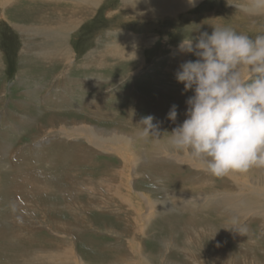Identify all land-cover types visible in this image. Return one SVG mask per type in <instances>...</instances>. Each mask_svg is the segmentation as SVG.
Wrapping results in <instances>:
<instances>
[{
  "label": "rangeland",
  "instance_id": "obj_1",
  "mask_svg": "<svg viewBox=\"0 0 264 264\" xmlns=\"http://www.w3.org/2000/svg\"><path fill=\"white\" fill-rule=\"evenodd\" d=\"M102 1L104 3L99 6L100 8L98 7L99 9L96 12L93 11L92 16H89L90 20L89 21L87 20L85 25H81V27L78 28L75 33H71L69 40L59 41V43L57 44H60V43L68 44L69 46H72V50L74 51L75 54H77V56H78V53L83 56L88 49H91L92 47L94 48L97 43H99L98 44L99 49H103L106 47V37L103 35L98 36L102 33H105V31H108L107 33L111 32L112 34H115L113 30L122 29L125 37L128 34L132 37L134 35L135 37L136 35L138 36V38L141 41L136 39L137 40L136 44L133 45V47H131L130 49L138 50V53H136L134 57L141 54V52L144 53L143 57H140V59L136 61L133 60V62L136 63L135 64L136 67L133 66L131 61H129L126 66H121L124 72H127L126 77L122 78L123 82L125 81V85L123 86L121 85L122 86L121 90H123V92L125 91V93H128V94H125V93H124L125 95L122 94L124 98H121L118 94H116L117 89L116 88L112 89V99L106 103L107 105H111V107L114 110H116V111H113L116 114V117L114 119L115 122L122 123V125H124L126 129H130L129 127H132V129L130 130L132 131L135 130L136 132L140 131V127H136L134 122L135 121L141 122L145 116L153 115L152 114L153 107L151 105L152 103H150L148 98L149 96H154L156 94L154 91L159 92L157 93V95L161 97V100H162L161 103L168 102L169 105L167 107V112H169L173 104L178 106L177 120H176V123H173L175 124V126L182 123L183 120L185 119V117L181 118V116L184 115L186 111L185 101L193 93L191 90H189L188 92H184L183 85L182 84L178 85V83L175 80V72L178 70L177 67L179 66V62H181L180 60H182V58H178V56L180 57V55L176 53V50H178V45L180 44V42L184 38L186 39L189 34L192 36L196 35L195 33L196 31H193V30L198 29V34L202 32H207L211 34L213 30L212 26L222 25V22L214 23L213 19H215V20L223 21L224 25H230V26L235 27L238 32L244 33V31L246 30V33L249 34L250 36H253V34H256L258 32L264 31V28L262 29V27L259 26L260 24L264 25V18L253 20L252 25L254 26L257 25L256 26L257 30L255 29L251 30L250 28H247V24L245 23V21L244 22L241 21L242 18H239L240 15L238 13H235L236 9L234 7H230L228 4L229 2H225L224 0H204L193 9V12L195 11V14L192 13L191 11H188L187 13L184 12L182 14L176 15L175 17L176 19L174 20L175 21L178 20V21L175 23L169 21V18H171L172 16H165L159 20H144V21L128 18L127 20L124 19V22H119L118 20H116L117 18L120 19L121 17L114 16L112 19L107 20L105 17L106 13L110 10L115 11V9H117V7H120L121 4L117 0H102ZM27 5H28V1L26 0L18 1V3L15 6L8 9V14L13 16L10 18L16 21L15 24L34 23L37 26L41 25V21H37L33 19L34 17L40 16L38 12V8L35 7V8H32L31 10L29 7H27ZM231 9L235 16H232V17L230 16L232 14ZM197 11L199 15L196 17L198 18L191 20V22L195 23L197 19H202V18L204 20L203 22H196L197 24L184 23V20H183L184 16L189 17L192 15H196ZM1 12H2V9L0 7V14ZM118 16H121V14H119ZM228 16L231 19L228 20L229 18ZM32 19L33 21L31 22L30 20ZM89 22H91V29H89L87 26ZM232 22H234V24ZM93 24L95 25L94 27H93ZM173 26L175 27L176 33L172 34L173 35L172 37L166 36L167 34L165 35L164 32L169 31L170 28H173ZM156 28H159V29H156ZM23 35L26 36V40L23 37ZM152 35L155 39H157L156 41H149ZM29 38L30 39L33 38L31 33L26 32V34H20V32H17L16 30L11 29L4 21L2 22L0 19V49L5 53L4 57H5L6 63H9L10 65H12V67L7 68L6 76L9 77V80H11L8 83L11 84L10 86H12V89H13L12 90L10 88V92H9V95H11V97L13 96L15 100V102H13L15 104V107L13 109L18 110V111L22 110L21 104L24 101H26V98L23 99V95H22L23 93H20V92L26 91V85H25L26 79L24 81V76L27 75V73L29 72V70L24 69L25 68L24 64L27 65L30 62L32 63L37 62V64L33 65V67H35L36 65H39V62H40L38 61V58H39L38 56H35L33 54H32L33 56H29L25 52L26 50L25 42L30 41ZM112 40H114V38H112L111 41ZM33 43L35 42L32 41V44ZM23 44L25 45L23 46ZM92 44L93 46H91ZM42 47H44L45 49L47 48L51 49L52 46H48L44 43ZM22 50H23V53H22ZM26 58H30V60H27ZM195 59L196 57L194 55L190 54L188 56V60H195ZM111 61L112 60H110V62ZM166 61L168 63H166ZM19 62H21L20 65H18ZM95 62L97 61H94V63ZM154 63L156 65L159 64L158 69H154L156 70L155 73H151L150 71H148V74L145 75L143 74L145 73L144 70L141 71L142 75L145 77L144 80L147 83L149 82V84L147 85V83H141L142 84L141 85L140 82L137 83V81H135V78L132 77V76H136V75H133L135 70L142 65L150 68L152 67L151 65ZM15 65H17V69L14 68ZM90 70L89 71L87 70L88 73L90 72ZM107 71L108 69H106L105 72ZM112 72L113 70L109 71L108 74ZM1 73L2 71L0 68V77H1ZM17 74H18V77H17ZM79 74L83 76L82 72H79ZM123 74L124 73L119 72V70H116L113 77L118 79L120 78V75H123ZM158 76H161V78H159ZM16 77H17L19 86H21L22 89H19L18 88L19 86L15 84ZM151 77L158 79L157 80L158 86L159 85L160 86L157 90L154 85H151L153 83L155 84V79L152 81L150 79ZM65 78H66V82L70 84V77L65 76ZM114 86L115 85L113 84L112 87ZM30 90L33 96L37 94V91H35L36 88L35 89L30 88ZM114 91H115V94H114ZM64 96L66 97V100H67L68 94L65 93ZM139 97L142 98L141 101H139ZM117 98H121L119 103L116 100ZM126 100H128V102L124 103ZM43 102L45 103L46 106H48L47 98H44ZM1 104H3L2 109H1ZM6 104H7L6 106L9 108L10 106L9 103L7 102ZM6 106L4 105V102L0 103V154H1L0 164H5L6 166L5 165L3 166H5L7 170V171L4 170L2 168V165H0L1 167L0 173L1 174L3 173V175H0V188H1L0 189L1 190L0 199L2 198L1 199L2 201L0 200V224L2 225V227L4 226L3 228H6L4 229L6 235L4 233L3 236H0L1 237L0 238L1 239L0 240V264H30L28 258H30L31 256H33L34 254H36L37 252L41 250L49 249L50 256L53 257V256L58 255L59 253L64 252L66 247H73L74 250L78 252L79 259L81 261V263L79 264H84L83 261L89 263V261H91L92 258L93 260L90 262V264L91 263L92 264H110V262L111 264H146V260L147 262L149 261L148 264H163L159 262V259L161 258V256H163V254L165 255V261H170V263H173V264L175 263L176 264H213V261L215 264H229L226 261H224L225 257L223 258V255L219 253L220 250L216 246H219L224 242H226L227 244V242H231V241H233L232 243H234L231 248V251L233 252V254L236 253L235 251L237 247V246L235 247L236 244L237 245L242 244L240 245V247H243V248L247 247L249 253H254V250H255L256 251L255 255H258V256H260L262 251H264V238H262V232H261L263 231V228L257 225L258 222L253 223L251 221L248 224V221L245 222L244 220L239 219L242 216L251 218L252 215H254V213L251 214V213H246L242 211L241 213L236 214L237 212H239V210H237L233 213V216H231V214H225L221 212L222 211L221 209H223V207L217 208V206H214L215 204L212 206H209L205 203L207 198L214 196V195L218 197V194L224 196L226 200L233 199L236 201V203L238 202L241 203L246 200H253L252 202H257V199L254 196L258 192L261 194H264V192L261 189H254L258 192L252 193V191L247 190V188L243 186L242 184H240L239 182V187L244 189L246 191V194L237 199L236 195L234 194L239 191V188H237L234 185H231V183L229 182L228 176H225L222 178L213 177L204 170V167L201 163L198 165L194 163V160H192V158H187V157H185V162L182 163V160L181 159L179 160L178 156L176 155H175L176 162L171 160L172 162H174L173 166L172 164H167V166H171V167L168 168L166 175L162 174V172L160 171L164 169L163 167H161V165H159L158 163L153 165L151 163V162H154L153 160L150 159L147 165V168H150L151 175L153 177H156L162 182L161 185L165 189L164 201L167 206L169 205L168 206L169 210H171L170 207L173 208L174 218L172 219V225L169 223V220L171 219H169L168 214H167V221H168L167 233L169 234L170 239H172L175 243V246L172 248V250L170 249V250L163 252L162 249L165 250L164 248L165 246L160 248L159 250L158 242L156 241L152 242L151 240H149L150 235L156 231V228H158V226L154 223L152 225V228H150L149 232L146 233L145 236L142 237L141 235H138L136 239V243L138 244L136 246L140 245V247L144 248L145 253L142 255L139 253L140 258L136 257L135 255H133V250H132V247L133 248L135 247V241L133 239L131 243L129 242L130 237H127L126 235L121 236V237L109 236L105 234L103 235L97 229V228L103 229L101 225L98 224L96 226L97 228L93 229L91 228V224H88L86 220L84 223H81L82 211L79 209H72V210L67 211L68 204H66L65 201H63L64 198L60 197L59 195H58L59 197L57 196L56 202L58 204H61L63 208L61 209L62 212L68 214V215H65V217L68 220H70L74 226L79 225L80 231H79V236L70 235V234L68 236H64V235H59L55 233L54 229L51 228V226H48V225H53V224L49 223L48 219L47 220H45V218L41 219L42 212L40 210L37 209L36 211H34L33 213L34 215H28L26 214V209L21 208L22 206L21 200L23 198L22 188H24L23 186L25 184H28L27 183L28 181L33 180L35 176L31 177V175H33L31 171L34 169V167H37L34 161L35 160L34 158L36 154V147L39 148V146L37 145V143H34L35 137L36 139L41 138V137L50 138L47 141L48 144L47 143L43 144V146L45 147L40 149L37 153L39 163H41V165L44 164V166L47 165L46 168H49L47 169L48 172L53 173V174H58L59 177L65 181L68 179L70 180V178L75 174H84V173H88L91 171H98L99 174H109L113 170V167L120 166L122 168V165H124L126 172L129 174L131 172V169L132 170L134 169V166L133 164H132V167L131 165H128L127 163L123 164L121 159L120 161L116 160L114 156L113 155L111 156L108 152L100 151L101 149H98L96 147H90L89 144L85 142L84 140L82 141L77 140V142L76 141L74 142V140L69 137L63 138L61 140L60 135H56L57 136L56 137L54 135L47 134L48 135L47 136V135H44L38 132L39 126L41 125L40 123L43 121L45 122L44 118H41L42 120L38 119L36 121L37 123L36 122L33 123L32 126L26 125V121L25 123H21V122L16 123L14 121L13 124L7 125V122H10V119L13 121V119L10 118V114L12 112L8 111ZM180 106L183 107V109H181ZM156 122H158V120H155V117H154L153 123L156 124ZM105 124H111V123H105ZM175 126L174 125L172 127L167 126L166 127L167 129L166 128H164L163 130L160 129L161 131H158V132L159 133L161 132L160 134L161 136H163L166 134L164 130L169 131L171 129L172 131V129ZM169 127L170 129H168ZM28 130H30V132ZM24 133L25 135H23ZM5 139H8V142H9L7 143V146L5 144ZM52 146H54L55 149ZM58 146H59L58 148L59 150L56 149ZM89 150H92V151H89ZM31 158H33L32 161H30ZM66 160L68 163L66 162ZM188 160L190 162H188ZM87 161L90 163L88 164ZM47 162L49 163V166ZM93 162L95 163V165H92ZM55 163L57 164L56 166H54ZM164 164L166 165V163ZM30 165L34 167H31ZM98 165H99V169L97 168ZM151 165L153 166L149 167ZM190 165L191 167H193L192 169H190L191 168ZM19 167L23 170L19 169ZM25 167L26 168L29 167V169L31 168V170H28V169L26 170ZM158 168H159L160 173H158ZM251 170L252 171L249 173V176L253 180H258L261 177H264V174H263L264 168L254 167ZM106 171L108 173H103ZM195 176H200L201 177L200 179L202 181H199L198 178H195ZM45 177L51 178L48 175H46ZM163 177L167 179H164ZM156 184L159 190L160 185L158 183ZM69 185L71 187L74 186V182H70ZM11 186L13 187L10 188ZM140 188L144 190L146 186L139 185L138 189ZM170 192L175 193L173 198H171L170 196L168 198V193L170 194ZM194 193L202 194L203 197L200 199L199 197H196L194 200ZM4 194H5V197L3 198L2 195L4 196ZM143 195L145 196L146 193H143ZM131 196H134V195H131ZM37 199L39 200V198ZM94 200L96 203L100 202V198L95 197ZM50 201L54 203L53 204L54 206H57V204L54 202L53 199H51ZM195 202L201 211H198V212L196 210L194 211ZM76 210H79L78 215L77 217H73L72 214ZM256 212H260L264 216L263 212L258 211V210ZM93 213H95L94 215L97 216L96 211H93ZM108 213L109 215H105L102 217L111 218L110 220L114 222L113 229L114 228L116 229V230L114 229V232L122 231L123 228H121V226L123 227V225H121V221L119 222V220L118 221L113 220L119 217L115 216L113 213H110L109 211ZM13 216H17V217H13ZM229 218L231 219L233 218L232 219L233 221L228 222L227 219L229 220ZM12 220L13 222H11ZM234 220H236L237 222L234 223ZM80 223L82 224L83 227L81 226ZM207 223L217 226L216 231L219 233V237L217 239L218 240L217 245H215L216 240L212 242V245L210 244V237L212 233L214 232L213 229H210L209 235L205 237L206 238L205 239L206 242L204 241L205 244L202 243V246H201L200 242L195 243V245H197V247H200L201 250H202V247L206 248L207 254L202 255L201 251L199 252L195 248L196 246H194V248L192 247V249L193 251L196 252L197 258L199 257L200 258L194 259V260H190L187 257L185 258V253H183V251H180V248L184 247L181 242L182 241L186 242V239L182 238L183 236L181 237L178 236L177 238H174L172 236L173 230L174 232L182 231L186 235H191L193 226H207ZM247 225L253 226V229L250 232L248 231ZM233 230L237 231L238 233L233 232ZM53 233L54 235H52ZM239 233H240L239 236H241L240 237L241 240H239L238 238ZM20 236L22 237V240ZM55 236H56V240L54 239ZM162 236L164 237V234ZM6 244H9L10 250H5ZM25 251H26V254H25ZM186 254H189V252ZM22 255L26 256V261L22 260V257H21ZM145 255H148V256L145 257ZM255 255L254 257L256 258ZM13 256H16V257L12 261ZM256 259L260 260V258L258 257ZM262 260H264V256H262ZM73 264H77V263L74 261Z\"/></svg>",
  "mask_w": 264,
  "mask_h": 264
},
{
  "label": "bare ground",
  "instance_id": "obj_2",
  "mask_svg": "<svg viewBox=\"0 0 264 264\" xmlns=\"http://www.w3.org/2000/svg\"><path fill=\"white\" fill-rule=\"evenodd\" d=\"M18 1L20 0H0V7L2 9V12L0 14L1 21L2 22L4 21L11 29L16 30L17 32H20V34H26V32H29L32 34L33 38L32 39L29 38L30 41L25 42L26 43L25 52L27 55L29 56L35 55L41 59L47 58L49 61H51V59L53 58L54 59L53 64H57V63L68 64L66 70L63 72V76L70 77V84L66 82L64 85V90H65L64 92L68 94V96L70 97V100L69 102H66V97L64 96L63 90L61 92L60 97H58L59 95L58 96L56 95L57 93L54 94V93L49 92L48 95L45 97L48 99V102H47L48 106H46L45 103L43 102V105H42L43 108H41L37 105L38 98H36V96H33L30 90V87L26 83V91L20 92V93H23L22 94L23 99L26 98V101H24L21 104L22 110L21 111L14 110L13 108L15 107V104L12 102L10 105L9 103L10 106L9 108H7V110L12 112L10 114V118H12L13 121L10 119V122H7V125L13 124L14 121L16 123L17 122L25 123L26 121V125L32 126V124L35 123L38 119L44 118L45 122L43 121L40 123L41 125L39 126L38 132L44 135H47V134L54 135V136L60 135L61 140L63 138H68V137L73 139L74 142L75 141L77 142V140L78 141L84 140L85 142L89 144L90 147H96L98 149H101L100 151L108 152L111 156L113 155L116 160L120 161L121 159L123 164L127 163L128 165H131V167L133 164L134 166V169L133 170L131 169V172L129 174L126 172L124 165H122V168L120 166L113 167V170L109 174H99L98 171H91V172L84 173V174H75L70 178V180L68 179L65 181V180H62L58 174H53V173L48 172L47 169L49 168H46L47 165L44 166V164L41 165V163H39L37 153L40 149L45 147L43 146V144L45 143L48 144L47 141L50 138L41 137V138L36 139L35 137L34 143H37V145L39 146V148L36 147L35 158L33 157L35 159L34 161L37 167L31 166L32 164L30 165L31 167H34V169L31 171L33 175H31V173L30 175L31 177L32 176H35V177L33 178V180L28 181L27 182L28 184H25L23 186L24 188H22L23 198L21 200V205H22L21 208L22 209L25 208L26 214L28 215H34L33 214L34 211H36L37 209L40 210L42 212L41 219L42 218H45V220L48 219V222L53 224V225H48V226H51V228L54 229V232L59 235L68 236L70 234V235L79 236V231H80L79 225L74 226L73 223L65 217V215H68V214L62 212L61 209L63 208L61 204H58L56 202L57 196L59 195L60 197L64 198L63 201H65V203L68 204L67 211L72 210V209H79L82 211L81 223H84L86 220L88 224H91V228L93 229L97 228L96 226L98 224L101 225L103 229L102 228L101 229L97 228V229L103 235L105 234V235L117 236V237L126 235L127 237H130L129 242H131L133 239L135 241V247L134 248L132 247V250H133V255H135L136 257L140 258L139 253L141 255L145 253L144 248L140 247V245L136 246L138 244L136 243V239L138 235H141L142 237L145 236L146 233L149 232L150 228H152V225L154 223L158 226V228H156V231L150 235L149 240H151L152 242L154 241L158 242L159 250L160 248L165 246L164 247L165 250L162 249L163 252L170 250V249L172 250V248L175 246V243L172 239H170V236L167 233V229H168L167 214H168L169 219H171L169 220V223L172 225V219L174 218L173 208L170 207L171 210H169L168 208L169 205L167 206L164 201L165 189L161 185L162 182L156 177H153L150 173V168H147L149 160L151 159L154 161V162H151L153 165L158 163L159 165H161V167L164 168L163 170H160V171L162 172V174L166 175L168 168L171 167V166H167V164H172L173 166L174 162H176L175 155L170 154V151L168 150V147L166 144V141L168 138L167 132L170 133L171 132L170 127H172L173 125L175 126L173 122L169 121L166 118L168 114L167 112V107L169 105L168 102L161 103L162 101L161 97L157 95V93H159L158 91H154L156 93L154 96L148 95L149 98L146 96L149 99L150 103H152V107H153L152 116L155 117V120H158L159 122V123L156 122V124L159 125L157 131H161L167 126H170L168 128L170 129L169 131L164 130V132L167 135L165 134L161 136L159 140H157L155 136L141 137L139 135L140 131L136 132L135 130L134 131L130 130L132 129V127H129L130 129H126L125 126L122 125V123L115 122L114 119L116 117V114L113 111H116V110H114L111 107V105L105 104L106 109L103 107H98L96 109H93L94 100H89L88 104L85 107L82 106V102H81L82 98H84L86 95L93 92L92 91L93 86L104 87V86L109 85L111 81L108 80V76L109 75L113 76L116 70H119V72L124 73L123 75H120V77L123 78V76L126 75L127 72H124L121 66H126L127 63L131 61L133 66L136 67L135 65L136 63L133 62V60L136 61L140 59V57H143L144 53L141 52V54L134 57L136 53H138V50H134L130 48L136 44L137 42L136 39L138 40L140 39L138 38L137 35L135 37L134 34H132L134 35L133 37L130 36L129 34L125 37L122 29L113 30L115 34H112L111 32L107 33L108 31H105V33L98 35V36L103 35L106 37V47L105 48L99 49L98 47L99 43H97L94 48L88 49V51L85 52L83 56L80 55L79 53L77 56V54L74 53L72 48H65L64 44H57V43H59V41L69 40L71 33H75L76 30L81 27V25H85L87 20L88 21L90 20L89 16H92L93 11L96 12L100 8L99 6L104 3L102 0H26L28 1L27 7H29L31 10L32 8H35V7L38 8V12L40 16L34 17L33 19L37 21H41V25L39 26L35 25L34 23L15 24L16 21L10 18L13 16L8 14V9L15 6L18 3ZM117 1H119L121 6L117 7L115 11H111V10L108 11L105 15L107 20L112 19L114 16L121 17L120 19L118 18L116 19L119 22H124V19L127 20L128 18H131L134 20L138 19L140 21L159 20L165 16H172L171 18L176 19L175 18L176 15L182 14L184 12L186 13L187 11L193 10L199 3H201L204 0H198V3L195 7L189 6L187 3V0H117ZM224 1L229 2V4L238 2V0H224ZM230 7H234V6H230ZM119 14H121V16H118ZM239 18H242L241 20L242 22L245 21V23L247 24V28H250L251 30L252 29L257 30L256 29L257 25L256 26L252 25L253 20H257L259 18H264V17H246L243 15H240ZM33 19L30 21L32 22ZM213 20H214L213 21L214 23L221 22L220 20H215V19ZM94 26L95 25L93 24V27ZM259 26L262 27V29L264 28V25L262 24H260ZM23 37L26 40V36L23 35ZM112 38H114V40L111 41ZM156 40L157 39H155L152 35L149 41H156ZM32 41L35 42L36 44L35 43L32 44ZM44 43L48 46H52L51 49L47 47H46L47 49H45L44 47H42ZM24 45L25 44H23V46ZM22 53H23V50H22ZM176 53L178 55L184 56L182 61L184 62L188 61V56L190 54H182L178 50H176ZM39 58H38V61H41V59ZM26 59L30 60V58H26ZM110 60L112 61L110 62ZM94 61H97L95 62L96 64L94 63ZM94 64H95L96 70L91 71L90 69H92V65ZM74 68L76 69V71ZM72 69L74 73L82 72L83 77L84 79H86V81H83L81 78H78L77 76L72 74ZM106 69H108L107 72H105ZM154 69H156V66L148 68L142 65L138 67L133 73V75H136V76H132V77L135 78V81H137V83L138 82H140V84L147 83L144 80L145 77L142 75L141 71L144 70L145 73L143 74L147 75L148 71H150L151 73H155L156 70ZM87 70L88 71L90 70V72L88 73ZM112 70L113 72L108 74V72ZM158 77L160 78L161 76H158ZM150 79L153 81L155 78L151 77ZM157 80L158 79H155V84L154 83L151 84L155 86L156 90L160 86V85L158 86ZM83 83H85L84 88H82ZM148 84L149 82L147 83V85ZM121 85L122 86L125 85V81L124 82L121 81L119 84L115 85L114 87H111L110 89L116 88L117 89L116 94H118L121 98H124L122 93H125V91L123 92V90H121V87H122ZM51 88L53 89V87ZM8 90H7V87H6V90L4 88L3 93L6 94ZM125 94H128V93H125ZM121 98L116 99L118 103L120 102ZM111 99H112V95H111ZM141 99L142 98L139 97V101H141ZM3 102H4V97H1L0 103H3ZM39 105H40V102H39ZM2 106L3 104H1V109H2ZM44 111L49 112L48 114H51V117L42 116ZM15 112L18 114V116L14 115ZM105 123H111V124H105ZM134 123L136 127H140V124H141L140 121H135ZM7 143H9L8 139H5L6 146H7ZM52 147L54 148V146ZM58 148L59 146L56 149ZM89 151H92V150H89ZM185 157L190 158L186 155H183V156H178V159L179 160L181 159L182 163H184ZM33 158H31V160L30 159L28 160L32 161ZM171 160L174 162H172ZM192 160H194V163L198 165L200 164L198 160L194 158H192ZM188 162L190 161L188 160ZM89 163L90 162H88V164ZM164 163H166V165ZM0 165H2V168L4 170H6L5 164H0ZM56 165L57 164L55 163L54 166ZM92 165H95V163L93 162ZM153 165L149 167H152ZM48 166H49V163H48ZM29 167L26 168V170L27 169L31 170V168L29 169ZM97 168L99 169V165ZM192 168L193 167H191L190 169ZM19 169L21 168L19 167ZM251 171L252 170L250 169L245 174L228 175V179L231 185H234L237 188H239V191L234 194L236 195L237 199L246 194V191L239 187V182L240 184L245 186L247 190L252 191V193L258 192L254 189H261L264 192V177H261L258 180H253L249 176V173ZM103 173H108V172L106 171ZM158 173H160L159 168H158ZM263 174H264V171H263ZM0 175H3V173L2 174L0 173ZM46 175H48L51 178L45 177ZM195 178H198L199 181H202L200 179L201 178L200 176H195ZM164 179H167V178H164ZM70 182H74V186L71 187L69 185ZM155 182L160 185L159 190ZM139 185L146 186V188L144 190L142 188L138 189ZM13 186H11L10 188H12ZM140 190L143 193H146V195L144 196ZM131 195H134V196H131ZM174 195H175L174 192H170V194L168 193V198L169 196L173 198ZM2 197L4 198L5 194L4 196L2 195ZM95 197L100 198L99 203L95 202L94 200ZM196 197H199L200 199L203 196L202 194L194 193V200ZM254 197L257 199V202H252L253 200H246L241 203L240 202L236 203L235 200L233 199L226 200L224 196L218 194V197L214 195V196L207 198L205 203L209 206H212L215 204L214 206H217V208L223 207V209H221L222 210L221 212L225 214H231V216H233V213L237 210H239V212H237L236 214H239L242 211L246 213H251V214L254 213V215H252L251 218L242 216L239 219H242L245 222L248 221V224L251 221L253 223L258 222L257 225L263 228V231L261 232H262V238H264V216L262 215V213L256 212L258 210V211L263 212L264 214V194H261L258 192ZM37 198H39V200ZM51 199L54 200L57 206L53 205L54 203L50 201ZM79 210L74 211L72 216L77 217ZM195 210L197 212L201 211L198 208L196 202L194 206V211ZM93 211L97 212V216L94 215L95 213H93ZM108 211L110 213H113L115 216L119 217L113 220L115 221L119 220V222L121 221V225H123V227L121 226V228H123L122 231L114 232V229H115V228L113 229L114 222L110 220L111 218L102 217L105 215H109ZM13 217H17V216H13ZM232 219L229 218V220L227 219V221L232 222L233 221ZM11 222H13V220ZM235 222L237 221L234 220V223ZM3 227L2 225L0 226V236H3L5 233L4 229L6 228H3ZM247 228H248V231L250 232L253 229V226L247 225ZM210 229L214 230V232L212 233L210 237V244L212 245V242L216 240L215 245H217V241H218L217 239L219 237V233L216 231L217 226L210 224V223H207V226H193L191 235H186L182 231L174 232L173 230L172 236L174 238H177L178 236L180 237L183 236L182 238L186 239V242H183V241L181 242L185 248L184 247L180 248V251H183V253H185V258L187 257L190 260H194V259L200 258L199 256H198L199 258H197L196 252L193 251L192 247L194 248V246H196L195 248L199 252L201 251L202 255L207 254L206 248L202 247V250H201V248L197 247L195 243L200 242L201 246H202V243L205 244L206 242L205 237L209 235ZM233 232L238 233L237 231H234V230ZM163 234H164V237L162 236ZM52 235H54V233ZM239 235L240 233L238 234V236ZM240 237L241 236L238 237L239 240H241ZM54 239L56 240V236ZM21 240H22V237H21ZM232 242L233 241L227 242V244L226 242H224L221 245L216 246L220 250L219 253L223 255V258L225 257L226 260L224 259V261H226L229 264H264V260H262V256H264V251H262L260 256H258V255H255L256 251L254 249H253L254 253H249L247 247L243 248V247H240V245L242 244H238V245L236 244L235 245V247L237 246L235 249L236 253L233 254V252L231 251V248L234 243ZM5 250H10L9 244L5 245ZM188 252L189 254H186ZM25 254H26V251H25ZM254 255L256 256V258L257 257L260 258V260L256 259ZM146 256L148 255H145V257ZM15 257L16 256H13L12 261L15 259ZM21 257L23 261H26V256L22 255ZM28 260L30 264H73L74 261L77 264L81 263L79 259V254L78 252L74 250L73 247H66L64 252L59 253L58 255L53 256V257L50 256L49 249L41 250L37 252L36 254H34L33 256H31L30 258H28ZM91 261H89V263L85 261L83 262L84 264H90ZM159 262L163 264H173V263H170V261H165L164 254L159 259ZM213 264H215L214 261H213Z\"/></svg>",
  "mask_w": 264,
  "mask_h": 264
},
{
  "label": "clouds",
  "instance_id": "obj_3",
  "mask_svg": "<svg viewBox=\"0 0 264 264\" xmlns=\"http://www.w3.org/2000/svg\"><path fill=\"white\" fill-rule=\"evenodd\" d=\"M187 3L195 7L198 0ZM229 5L240 15L264 17V0ZM212 27L211 34H189L178 45L180 53L196 57L175 72L184 92L193 94L185 101L186 118L167 132L166 144L170 154L194 158L222 178L264 168V31L250 36L230 25ZM177 116L173 104L166 118L175 123ZM153 120L142 119L139 135L159 140Z\"/></svg>",
  "mask_w": 264,
  "mask_h": 264
},
{
  "label": "crops",
  "instance_id": "obj_4",
  "mask_svg": "<svg viewBox=\"0 0 264 264\" xmlns=\"http://www.w3.org/2000/svg\"><path fill=\"white\" fill-rule=\"evenodd\" d=\"M190 11L195 14V11L194 12H193V10H190ZM231 12H232V14L231 15L229 14V15L231 17L232 16H235L233 14V11L232 10H231ZM192 13H190V14H192ZM198 15L199 14H198V11H197L196 15H192V16H189V17L184 16V18H183L184 23L197 24L196 22H203L204 21L203 18L202 19H197L195 21V23L190 22L191 20H194V19L198 18V17H196ZM226 15H227V13H226ZM229 19H231V18L229 17L228 20ZM173 20H174V18H169V21L170 22L175 23V22L178 21V20H176V21L175 20L173 21ZM221 22H222V25H224L223 24V21H221ZM224 23H225V21H224ZM232 23L234 24V22H232ZM87 26H88L89 29H91V22H89V24ZM197 26H199V25H197ZM205 26H207V25H205ZM156 29H159V28H156ZM157 33H158V31H157ZM174 33H176V30H175V27L174 26H173V28H170L169 31H165L164 32V34L165 35L167 34L166 36H168V37H170V36L172 37L173 36L172 34H174ZM195 33H196V35L194 34L195 36L200 35V34H198V29L196 30ZM244 33H246V30L244 31ZM254 35L255 34H253V36ZM64 46H65V48H72V46H69L68 44H64ZM91 46H93V44ZM76 50H77V48H76ZM4 54L5 53L0 49V68H1V71H2L1 77H0V90H1V92H0V98L1 97H4V105L6 106L7 105L6 104L7 102L10 103V105H11V103L12 102H15V100H14V97L13 96L12 97L9 96L10 88L12 89V86H10L11 84L8 83L11 80H9V77L6 76L7 75V68L8 67L9 68L12 67V65H10L9 63H6ZM178 58H182V60H183L184 56H181L180 55V57L178 56ZM53 60H54L53 58L51 59V61H49L47 58L42 59L39 62V65H36L35 67H33V65L34 64H37V62L36 63L30 62L27 65L24 64V66H25L24 69L25 70L26 69L29 70V72L27 73V75H25L26 77L24 76V81L26 79L25 85L27 83L30 88H32V89H35L36 88L35 91H37V94L35 96H36V98H38V100L36 99L37 100V105L39 107H41V108H43L42 105H43L44 98L48 95L49 92L54 93V94L57 93L56 95L57 96L59 95L58 97H60L62 90H63V92L65 91L64 90V85L66 83V78H65V76H63V72L66 70L68 64H59V63L53 64L52 63ZM182 60H181V62H179V65H181L183 63ZM20 63L21 62H19L18 65H20ZM166 63H168V62L166 61ZM154 64H152L151 66L152 67L153 66H156V69H158V65H156V64L154 65ZM167 65H169V64H167ZM14 68L17 69V65H15ZM178 68H179V66L177 67V69ZM95 70H96L95 69V66L92 65L91 71H95ZM75 71H76V69H75ZM29 73H30V75H29ZM72 74H74L75 76H77V74H78V76H77L78 78H81L83 81H86V79H84L83 76L79 77L80 76L79 72L74 73L73 72V69H72ZM17 77H18V74H17ZM17 77L15 79V84L19 86V83L17 81ZM123 77H126V75H124ZM108 80L111 81V83L109 85H107V86H104V87H101V86H93L92 87V91L93 92L90 93V94H88V95H86L84 98L81 99V102H82V106L83 107H85L88 104L89 100H94L93 109H96L98 107H103V108L106 109L105 104H106V102H108L111 99V95H112V89H110V88L112 87L113 84L114 85H117L121 81H123L122 80V77L116 79L115 77H113L111 75L108 76ZM113 81H115L116 83L113 82ZM3 84H4L5 87L3 86ZM6 87H7V90L9 89L8 92H6L7 95L3 93V89L5 88V90H6ZM51 87H53V89ZM84 87H85V83L82 84V88H84ZM18 88L19 89H22L21 86H19ZM64 94H65V92H64ZM114 94H115V91H114ZM122 94L124 95V93H122ZM69 100H70V97L68 96V99L66 100V102H69ZM39 102H40V105H39ZM127 102H128V100H126L124 103H127ZM6 108H8V107L6 106ZM181 109H183V107H181ZM14 115L15 116H18V114L16 112L14 113ZM42 116H44V117L50 116L51 117V114H48V112L44 111V113L42 114ZM182 117H185V115H182L181 118ZM28 131L30 132V130H28ZM25 133L23 135H25Z\"/></svg>",
  "mask_w": 264,
  "mask_h": 264
}]
</instances>
